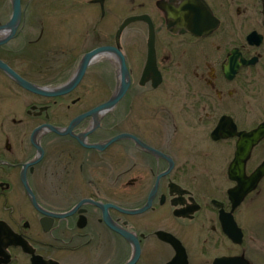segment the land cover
<instances>
[{
  "label": "flooded vegetation",
  "instance_id": "flooded-vegetation-1",
  "mask_svg": "<svg viewBox=\"0 0 264 264\" xmlns=\"http://www.w3.org/2000/svg\"><path fill=\"white\" fill-rule=\"evenodd\" d=\"M74 8L54 24L38 19L41 36L23 38L16 52L38 68L21 71L10 59L25 13L0 59L34 84L64 85L87 54L116 47L130 86L113 108L68 131L115 96L119 54L93 56L79 85L57 97L31 93L0 69L40 100L27 111L35 126L21 120L2 133L0 264H264L255 251L264 238L251 229L264 214L254 210L264 176L240 203L234 192L237 179L264 165V139L235 180L230 173L239 134L264 123V0H74ZM116 11L123 17L112 32ZM131 17L145 19L118 39ZM112 64V76H94L102 92L90 106V95L77 90L91 69ZM217 131L234 135L215 139Z\"/></svg>",
  "mask_w": 264,
  "mask_h": 264
},
{
  "label": "rangeland",
  "instance_id": "rangeland-1",
  "mask_svg": "<svg viewBox=\"0 0 264 264\" xmlns=\"http://www.w3.org/2000/svg\"><path fill=\"white\" fill-rule=\"evenodd\" d=\"M23 5V13L28 15V25L22 30V35L18 40H14L10 43V50L14 52L15 58H10L12 63L16 65V68L19 70H23L26 65H29L30 68L36 69L37 61L29 58H25L24 52H16L19 51L21 47L25 44L23 41L24 37L35 39L41 36L40 25H38V19H50L51 24H54L55 15L61 13L63 18L71 17L74 13L77 12L76 8H74V0H22ZM85 12V11H84ZM12 13V4L11 0H0V19H7ZM47 15L49 18H47ZM60 16V17H62ZM115 17L111 16L112 20V32H115L118 25H116V20L122 19L123 15H120V12H115ZM50 24V25H51ZM45 36V35H44ZM48 38V37H47ZM50 43H54V40H51ZM45 44H48V41H45ZM19 56L18 59H16ZM28 66V67H29ZM116 66V65H115ZM41 66H39L40 68ZM116 69L112 67H108L105 70L104 68L91 69V72L88 73L86 80L83 84L80 85L77 93H87L89 94V104L90 106L95 105L99 102L98 94L102 92L101 85H97L96 83H92L94 80V76H96L99 72H107L110 74ZM31 72V71H30ZM93 75V77H92ZM112 76V74H111ZM36 77V76H34ZM40 85V84H39ZM47 87H55L58 85H46ZM32 105H40V100L38 97H35L22 88H20L17 84L12 82L6 75L0 72V142L4 141L2 133L10 126H18L22 124L30 127L35 126L38 123L37 118H32L28 116L27 111L31 110ZM15 121V122H14ZM30 126V127H29ZM14 131L17 134V129ZM52 188L54 187L55 181H50ZM40 183L41 186L44 187V183L42 181H37L36 184ZM38 188V186H37ZM45 188V187H44ZM47 188V187H46ZM259 209H264V198H261V203L254 207V210L257 212ZM256 220H258L256 222ZM252 230L260 234L264 238V214L260 215L259 218L256 217ZM255 251H260L264 253V246L261 243H258L255 247Z\"/></svg>",
  "mask_w": 264,
  "mask_h": 264
},
{
  "label": "water",
  "instance_id": "water-1",
  "mask_svg": "<svg viewBox=\"0 0 264 264\" xmlns=\"http://www.w3.org/2000/svg\"><path fill=\"white\" fill-rule=\"evenodd\" d=\"M11 3H12V17L6 24L0 25V35L5 34V36L2 37V39H0V45L7 44L11 39H13V37L17 33L18 27L22 19V14H23L22 0H11ZM140 19H145V18L144 17H131L127 19L121 25L118 31V39L120 38L122 32L125 30V27L128 24H130L131 22L140 20ZM107 53H117L120 56V60H122L121 84L118 87L115 96L109 102L99 105L98 107L92 109L88 113L78 117L75 121H73V123L71 124L68 130L70 131L73 125H75L76 123L80 122L82 119L88 116H94L97 119L100 115L105 113L107 110L113 108L120 101V99L124 96V94L127 92L130 86V81L128 78V69L126 67L124 57L119 52L118 48L102 47V48H99L87 54L75 78H73L67 84L55 86V87L37 85V84H34L24 79L14 69H12L6 62H4L1 59H0V69L3 70L8 76H10L19 86H21L22 88H24L25 90L31 93H34L40 96H45V97H57V96L64 95V94L71 92L73 89H75L79 85V83L81 82L87 70L90 60L92 59L93 56H98L100 54H107ZM150 55H151V58L155 56V52H154V49L152 48V44H151ZM149 65H150V62L148 64L147 71L149 70V67H150ZM46 127L52 130H57L56 128L49 126V125H47ZM42 129L43 127L36 129V131L33 134V137ZM213 135L215 139H219V137H228L234 134L217 131ZM239 135L241 136V138L238 143L237 157L233 165L231 166V170H230V173L233 178L235 177L233 174L236 172V169L237 168L243 169V165L245 164V161L250 156V153L252 152L253 148L264 139V123L260 125L256 130L250 133H240ZM124 136L125 135L121 137H124ZM119 138L120 137H116L112 139V141L118 140ZM263 176H264V165L250 179H237L236 180L238 181V187L234 189V192H236L238 196V203H240L249 192L255 189L258 182ZM24 183L26 184L27 189L30 191V188L26 180ZM11 234L12 233L9 232V236H11ZM3 247L5 246L0 242V248L2 249ZM238 260L239 259L237 258L236 259L235 258L234 259H222V260H219V262H217L216 264H238L237 263Z\"/></svg>",
  "mask_w": 264,
  "mask_h": 264
},
{
  "label": "bare ground",
  "instance_id": "bare-ground-1",
  "mask_svg": "<svg viewBox=\"0 0 264 264\" xmlns=\"http://www.w3.org/2000/svg\"><path fill=\"white\" fill-rule=\"evenodd\" d=\"M3 36H5V34H2Z\"/></svg>",
  "mask_w": 264,
  "mask_h": 264
}]
</instances>
